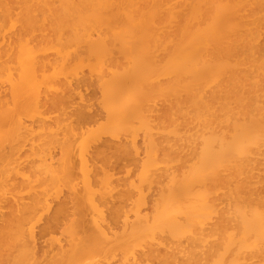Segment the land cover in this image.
I'll return each mask as SVG.
<instances>
[{"label": "bare ground", "instance_id": "6f19581e", "mask_svg": "<svg viewBox=\"0 0 264 264\" xmlns=\"http://www.w3.org/2000/svg\"><path fill=\"white\" fill-rule=\"evenodd\" d=\"M0 264H264V0H0Z\"/></svg>", "mask_w": 264, "mask_h": 264}, {"label": "rangeland", "instance_id": "374dc122", "mask_svg": "<svg viewBox=\"0 0 264 264\" xmlns=\"http://www.w3.org/2000/svg\"><path fill=\"white\" fill-rule=\"evenodd\" d=\"M82 68H83V67H82ZM82 68H81V70L83 71V69H85L86 72H85V71H84V72H85V74H86V73H87V69H86L87 67H86V68H83V69H82ZM80 73H81V72H80ZM82 73H83V72H82ZM77 76H78V75H77ZM79 76H80V75H79ZM137 136H138V135H137ZM137 139H138V143H137V144H139V141L141 142V135L138 136ZM137 139H136V141H137ZM26 147H27V146H26ZM23 148H24V147H23ZM24 151L27 152V149H26V148H25V150H22V149H21V153H22V152L24 153ZM137 156H139V155H137ZM139 157H142V155L139 156ZM140 159H141V158H140ZM260 168H262V167H260ZM260 170H261V169H260ZM261 171H262V170H261ZM27 173H28V171L26 172V174H27ZM19 179H20V178L18 177L17 180H19ZM20 180H21V179H20ZM131 191H134V190L132 189ZM134 192H135V191H134ZM22 193H24V192H22ZM135 193H136V192H135ZM24 194H26V192H25ZM24 194H23V195H24ZM131 196H132V194H131ZM132 197H133V199L136 198V194H135V196L133 195ZM140 208H142V207H140ZM141 210H145V207H144V209L142 208ZM141 210H140V211H141ZM146 211H147V209H146ZM146 211H144V212H146ZM42 212H43L42 210H41V211H38L39 214L42 213ZM144 212H143V213H144ZM46 213H47V212H46ZM141 213H142V211H141ZM41 215H42V217H43L44 215H47V214H45V213L43 212ZM45 217H46V216H45ZM45 217H43L42 221H45V220H44ZM39 222H40V220H39L37 223H39ZM37 223H36V226L39 228V225H37ZM39 224H40V223H39ZM41 225H42V222H41ZM41 225H40V226H41ZM37 227H36L35 229H38ZM58 234H59V233H58ZM56 235H57V234H56ZM57 236H58V235H57ZM138 251H139V250H138Z\"/></svg>", "mask_w": 264, "mask_h": 264}]
</instances>
